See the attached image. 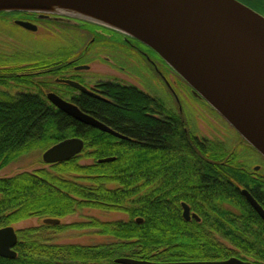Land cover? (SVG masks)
<instances>
[{"label":"trees","instance_id":"obj_1","mask_svg":"<svg viewBox=\"0 0 264 264\" xmlns=\"http://www.w3.org/2000/svg\"><path fill=\"white\" fill-rule=\"evenodd\" d=\"M109 97L114 105L99 109L131 140L99 133L37 94L0 95V168L67 137L84 142L82 155L49 169L0 177V227L30 217L60 219L84 208L128 214L126 220L90 216L18 229L16 256H0V264H121L115 259L122 256L154 262L233 256L264 264V221L241 193L244 186L264 208L258 192L264 176L249 178L235 152L186 135L178 119L146 115L143 106L154 101L135 88L116 86ZM81 156L93 160L82 164ZM109 156L114 159L97 161ZM181 202L199 220L184 219ZM74 227L92 228L106 240L53 242L55 234Z\"/></svg>","mask_w":264,"mask_h":264},{"label":"water","instance_id":"obj_2","mask_svg":"<svg viewBox=\"0 0 264 264\" xmlns=\"http://www.w3.org/2000/svg\"><path fill=\"white\" fill-rule=\"evenodd\" d=\"M61 7L84 12L95 19H79L119 31L150 46L264 157L263 14L240 0H0V11L52 13L57 14H50L55 19L74 17L56 11ZM17 23L29 30L36 28L27 21ZM65 81L88 92L77 82ZM48 98L76 120L126 138L56 94L48 93ZM83 145L78 136L64 138L46 148L42 159L46 163L67 160L78 154ZM112 159L109 156L97 161ZM241 193L264 221V208L246 188ZM181 206L184 219L199 220L187 203L181 202ZM42 222L58 224L60 219L45 217ZM16 242L13 226L0 227V256L14 258ZM115 261L121 264H254L233 256L223 260L178 262L122 256Z\"/></svg>","mask_w":264,"mask_h":264},{"label":"flooded vegetation","instance_id":"obj_3","mask_svg":"<svg viewBox=\"0 0 264 264\" xmlns=\"http://www.w3.org/2000/svg\"><path fill=\"white\" fill-rule=\"evenodd\" d=\"M240 1L264 15V12L255 8L248 1ZM0 16L4 21L27 31H36L40 22L65 24L68 20L67 17H59V19L57 17L55 19V16H50V14L33 11H0ZM20 20L34 24L35 30H29L21 26L17 23ZM79 22L75 21L74 25L88 32L91 38L76 53L75 51L70 53H48L33 57L29 55L27 58L21 59V57H18L17 52H0V95L37 94L45 100L47 106L57 108L48 98V93H54L63 100L75 104L83 113L93 116L126 138L96 128L99 133H108L114 139L131 140L130 136L124 134L107 120L99 107L107 103L114 105L113 100L109 97V91L112 88L116 86L132 87L151 97L154 101L152 104L143 106L146 115L150 114L161 121L166 118H176L182 124L186 135H190L193 139H205L189 131L183 109L185 105L182 102V99L186 97L199 100H203V98L197 95L155 50L142 41L119 31L95 23L81 22L80 24ZM101 57L103 60L100 59ZM53 59L56 61H53ZM101 61L105 64L106 71L101 72L100 70L91 69L93 64H100ZM130 68L140 74H145L150 79L151 91L140 86L137 81V74L130 72ZM117 69L126 74L129 71L130 77L137 84L130 79L117 77L116 72H114ZM22 79L24 80L22 81ZM65 80L79 83L88 92L81 91ZM12 90L15 91L12 93ZM158 91H163L169 95L172 102L170 104L164 103L156 95L155 92ZM210 139L212 138H208V141H212ZM216 142L222 144L218 140ZM222 145L224 146V144ZM240 161L242 160L240 159ZM258 167V165H254L253 171H247L249 178L252 177L258 180V176L255 174L258 172ZM242 188L245 187L242 186Z\"/></svg>","mask_w":264,"mask_h":264},{"label":"rangeland","instance_id":"obj_4","mask_svg":"<svg viewBox=\"0 0 264 264\" xmlns=\"http://www.w3.org/2000/svg\"><path fill=\"white\" fill-rule=\"evenodd\" d=\"M246 1L264 12L263 0ZM64 17L69 18L67 20L68 22L66 21L65 24L60 22H40L38 23L39 27L36 31H27L16 27L12 23L4 21L0 16V52H17L18 57L22 58H27L29 55L31 57L38 55L43 56L48 53H70L73 51L76 53V51H79L78 49L91 38V35L74 25L75 21H81V19L69 16ZM100 59L103 60L102 57ZM101 62L102 63L100 64H93L91 69L100 70L101 72L106 71L107 68L105 64L103 61ZM129 71L137 74V81L140 83L141 87L148 91L152 90L150 88V79L147 78L145 74H140L132 68H130ZM129 71V75L125 72L118 71V69L114 72H116L115 75H117V77L130 79L133 83L137 84L136 81L130 77ZM186 84L188 83L186 82ZM14 91L12 90V93ZM155 93L164 103L170 104L172 102L170 96L165 92L158 91ZM182 102L185 105L183 109L185 111L184 115L186 116L189 131L197 134L200 138H205L207 140L208 138H212L210 140L215 142L218 140L219 142H222V144L227 147L226 149L237 154V157L243 161L249 171H253V166L258 165V172L255 174L259 178L257 181H260L262 177L261 175L264 176V157L254 147L248 144L246 140L215 109H213L204 98L203 100H199L186 97L182 99ZM44 150V148L40 147L32 148L28 152L21 154L0 168V177H9L24 171L33 172L41 168L49 169L53 163H46L43 161L42 153ZM82 150L76 155H82ZM92 160L93 159L90 156H81L79 162L82 164H89ZM258 186V192L264 193V181L262 185L259 184ZM90 216L98 217L101 220L128 219V214L122 211H104L97 208H84L83 210H78L71 215L60 218V221L61 223L68 224L85 221L87 217ZM42 219L43 218L40 217H30L17 221L11 224V226L17 231L18 229L39 226L42 224ZM54 236L55 237L52 240L57 243L88 244L106 240V237L97 234L94 229L89 227L63 229Z\"/></svg>","mask_w":264,"mask_h":264},{"label":"bare ground","instance_id":"obj_5","mask_svg":"<svg viewBox=\"0 0 264 264\" xmlns=\"http://www.w3.org/2000/svg\"><path fill=\"white\" fill-rule=\"evenodd\" d=\"M59 10H56V11H60V12H63V13H68L69 15H73L74 17L78 18V17H88L90 19H95L93 18L92 16H88L86 13L84 12H81V11H78L74 8H65V7H61V8H57ZM12 11V10H11ZM48 14H52V13H48ZM81 22H90V23H94V22H91V21H86V20H82L79 22L81 24ZM95 128V127H94Z\"/></svg>","mask_w":264,"mask_h":264}]
</instances>
